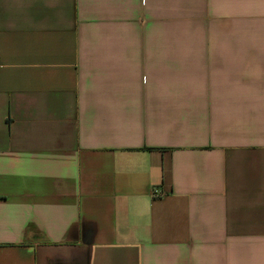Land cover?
Here are the masks:
<instances>
[{
    "label": "crops",
    "instance_id": "crops-1",
    "mask_svg": "<svg viewBox=\"0 0 264 264\" xmlns=\"http://www.w3.org/2000/svg\"><path fill=\"white\" fill-rule=\"evenodd\" d=\"M0 264H264V0H0Z\"/></svg>",
    "mask_w": 264,
    "mask_h": 264
},
{
    "label": "built area",
    "instance_id": "built-area-1",
    "mask_svg": "<svg viewBox=\"0 0 264 264\" xmlns=\"http://www.w3.org/2000/svg\"><path fill=\"white\" fill-rule=\"evenodd\" d=\"M0 64H1V55H0Z\"/></svg>",
    "mask_w": 264,
    "mask_h": 264
}]
</instances>
